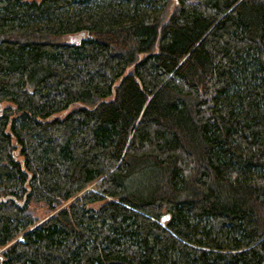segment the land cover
<instances>
[{
  "label": "trees",
  "instance_id": "16d2710c",
  "mask_svg": "<svg viewBox=\"0 0 264 264\" xmlns=\"http://www.w3.org/2000/svg\"><path fill=\"white\" fill-rule=\"evenodd\" d=\"M168 1L0 0V264H264V0Z\"/></svg>",
  "mask_w": 264,
  "mask_h": 264
},
{
  "label": "rangeland",
  "instance_id": "374dc122",
  "mask_svg": "<svg viewBox=\"0 0 264 264\" xmlns=\"http://www.w3.org/2000/svg\"><path fill=\"white\" fill-rule=\"evenodd\" d=\"M22 1H25V2H40L41 0H22ZM176 0H169L168 1V5H167V14H170L172 13L174 10H175V4ZM79 37L76 35V36H72L68 39H66L65 41H76ZM12 106L10 103L8 102H2L0 103V113L2 112V110L6 107H10ZM90 189V188H88ZM67 205L64 204V206ZM29 210L36 216L38 217L40 220H44L45 218L49 217L51 215V213L53 212H49L48 211V208L39 204V205H34V204H31L29 206Z\"/></svg>",
  "mask_w": 264,
  "mask_h": 264
}]
</instances>
